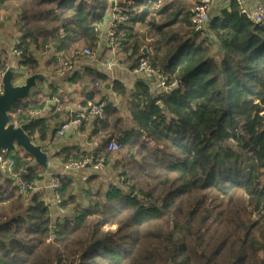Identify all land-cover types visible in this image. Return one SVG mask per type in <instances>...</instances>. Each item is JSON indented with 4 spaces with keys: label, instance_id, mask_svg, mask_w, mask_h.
<instances>
[{
    "label": "trees",
    "instance_id": "obj_1",
    "mask_svg": "<svg viewBox=\"0 0 264 264\" xmlns=\"http://www.w3.org/2000/svg\"><path fill=\"white\" fill-rule=\"evenodd\" d=\"M198 1L0 0V30L16 19L14 50L28 76H55L61 59L97 54L107 15L118 11L126 22L114 28L124 36L117 51L136 57L131 70L155 37L153 65L177 83L149 95L148 84L128 90L114 81L111 90L127 101L125 120L102 94L105 74L90 66L74 74L68 85L80 88L82 109L104 104L103 135L92 154L69 148L54 158L91 155L112 165V182L104 187L92 176L76 194L63 178L60 207L68 213L54 221L44 193L24 198L18 184H0V264H264V25L232 1L196 31L190 10ZM51 51L42 69L38 55ZM43 83L15 103L10 124L45 106L54 93L43 94ZM27 124L33 140L55 142L44 122ZM112 140L118 152L106 150ZM5 155L24 167L27 182H43L42 167L22 149Z\"/></svg>",
    "mask_w": 264,
    "mask_h": 264
},
{
    "label": "crops",
    "instance_id": "obj_2",
    "mask_svg": "<svg viewBox=\"0 0 264 264\" xmlns=\"http://www.w3.org/2000/svg\"><path fill=\"white\" fill-rule=\"evenodd\" d=\"M252 3H257L256 0H250ZM225 8V3L222 1L218 2L216 6L217 10H222ZM106 21L108 22L112 16V12L108 13ZM15 18H9L4 26L0 30V61L7 62V68L14 69L15 73L21 74V77L15 76V85H20L24 82V80L28 77V74L25 70H21L18 68L19 58L15 54V46L18 43L20 33L18 32V28L16 25ZM104 27L102 28V38L100 42V51L97 53L98 58L101 59L102 62L109 60L112 61L115 66L112 67L111 70H106L101 68L97 62H93L90 65L80 66L75 70V72L71 76L67 77H58L57 72L55 76H47L44 79V83L42 84L41 90L43 94L49 95L54 93L52 96L48 97V100L45 106L42 109H37L31 111L29 115L31 118L29 120H25L26 123L34 122V121H42L44 122L45 126L49 128L50 134L56 131V140L54 143H51L48 146L44 145V150L50 152L52 154L50 162L55 169L52 177L55 175L60 174L63 171V164L65 162H61L59 158H54V155L61 153L65 149H74V152H81V153H90L92 154L95 148L99 145L101 141V136L103 135L101 132H97L98 126L100 122L104 119H100L97 117H91L88 122H86L81 127H76L71 129L70 131L66 132L64 136L58 135V130L61 128L62 124L65 122L66 119L76 116L83 112L86 108L82 109L81 102L82 98L79 94L80 88L69 86L68 82L71 80L76 72H81L86 67H89L105 74L109 78V83H104V87L102 89V94L105 98H108L109 104L119 108L122 111V115L125 120L128 119L126 104L127 101L116 96L113 93L112 86L114 81H119L123 86H125L128 90H134L136 84L138 83H145L148 84L142 77L141 74L137 72V69L131 70L132 65L136 62L135 56H125L121 53V51H111L105 45V32ZM104 40V41H103ZM51 52H46L42 56L38 55V59L41 62L42 69L45 68V63L55 54ZM103 53H107L106 58H101ZM52 54V56H50ZM58 56V55H56ZM97 58V60H98ZM62 60V59H61ZM64 60V59H63ZM57 71V70H56ZM17 77V78H16ZM42 80V79H41ZM40 81V80H39ZM90 85V89H93L94 84L92 81L88 82ZM99 84L95 85L96 89L99 88ZM38 87V85H37ZM77 88V89H76ZM36 89V88H35ZM33 91V90H32ZM32 93V92H31ZM72 93V94H71ZM31 95V94H30ZM98 101V99H95ZM100 103V102H98ZM59 116L58 118H56ZM105 116V115H104ZM26 118V117H25ZM103 140V139H102ZM35 143H40L37 139L33 140ZM42 144V143H41ZM107 148V147H106ZM115 153V152H114ZM102 172H99L97 175L92 168H84L75 174H68L69 180L72 182V185L75 188L76 194L80 193L82 190H86L87 187H90V184L87 185V179L92 178V176H96V182L107 183L112 182V165L109 164L104 168ZM47 174L44 175V180L38 185H47L50 180ZM5 181H10L3 176L0 172V184H4ZM45 198L47 197V204L48 210L50 213V218L54 221L56 217L59 215V208L58 205L55 203L53 193L50 191L44 192ZM68 213V212H67Z\"/></svg>",
    "mask_w": 264,
    "mask_h": 264
},
{
    "label": "built area",
    "instance_id": "obj_3",
    "mask_svg": "<svg viewBox=\"0 0 264 264\" xmlns=\"http://www.w3.org/2000/svg\"><path fill=\"white\" fill-rule=\"evenodd\" d=\"M219 1L225 3V7H227V4L232 1L236 2L241 11L252 23L264 25V2L252 3L250 0H199L198 3L195 4L190 10L191 21L195 26L196 31L202 32L207 29V26L211 21L212 13L214 11H218L216 9V6L218 5ZM125 22L126 17L120 16L119 12L116 11L112 14L110 20L106 23L105 41H103L104 45L112 52L117 50L120 41L124 37L123 34L116 35L114 28L117 25L124 26ZM127 27L128 25H126V28ZM156 46L157 38L153 37L148 39L146 45L147 52L145 55H143L140 51L142 57L139 59L137 67V72L142 75L143 79L149 85V95L169 92L170 89H175L177 87L176 82H170L168 76L162 74L154 67L153 59L156 57ZM14 52L16 54V51ZM96 56L97 54L89 50H84L80 54V57L76 58L72 62L63 59L60 60L57 69V76H71L80 66L90 65L93 62H97L101 68L106 70H111L112 67L115 66L112 61L106 60L102 62L101 59ZM6 70L7 68L0 69V95H2L3 93L2 82ZM104 115V104H102L101 102H93L89 104L88 107L80 114L66 119L61 128L58 130V135L64 136L65 133L70 131L71 129L83 126L91 117L102 119L104 118ZM30 118L31 116L28 115L26 116L25 120H29ZM106 147V150L109 152H118L121 148V145L118 141L112 140L107 144ZM62 166L63 171H61L60 174L55 175L47 185H38L34 184L33 182H27L23 176L27 174L24 167L18 168L16 166V163L12 159L6 157L4 151H0V172L5 178L20 186L22 196L24 198H28L33 193H44L46 191H50L53 193L55 203L58 205L59 214L64 215L65 213H67L68 209H63L60 207L61 196L59 192L62 190V179L68 178V174H75L84 168H92L96 174H99V172L105 170L104 168H106V165L103 163V161H98L94 164V158L89 155L83 160H71L65 162ZM44 200L46 205L48 206L47 197ZM49 240L52 241V238H50Z\"/></svg>",
    "mask_w": 264,
    "mask_h": 264
},
{
    "label": "water",
    "instance_id": "obj_4",
    "mask_svg": "<svg viewBox=\"0 0 264 264\" xmlns=\"http://www.w3.org/2000/svg\"><path fill=\"white\" fill-rule=\"evenodd\" d=\"M115 4L111 5L113 9ZM142 54L147 52L146 46L142 49ZM16 75L14 69L7 68L3 78V93L0 95V151L16 152L17 148L30 155L34 163L41 166L44 173L52 175L55 172L50 159L52 154L44 150V144L35 143L27 133V123L15 126L9 123V112L17 101L24 100L30 96L32 90L37 88L38 81L46 75L40 72L28 76L20 85H15L13 78ZM160 105V104H159ZM264 119V113H262ZM133 158V154L130 155ZM137 197V196H136Z\"/></svg>",
    "mask_w": 264,
    "mask_h": 264
},
{
    "label": "rangeland",
    "instance_id": "obj_5",
    "mask_svg": "<svg viewBox=\"0 0 264 264\" xmlns=\"http://www.w3.org/2000/svg\"><path fill=\"white\" fill-rule=\"evenodd\" d=\"M215 14V11L212 13V15H214ZM15 76H19V77H21V74H16ZM17 78V77H16ZM124 116V115H123ZM125 117V116H124Z\"/></svg>",
    "mask_w": 264,
    "mask_h": 264
}]
</instances>
